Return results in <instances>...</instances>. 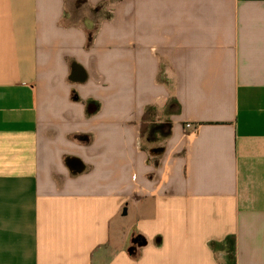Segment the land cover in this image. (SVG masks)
I'll list each match as a JSON object with an SVG mask.
<instances>
[{"label": "crops", "instance_id": "1", "mask_svg": "<svg viewBox=\"0 0 264 264\" xmlns=\"http://www.w3.org/2000/svg\"><path fill=\"white\" fill-rule=\"evenodd\" d=\"M229 238L264 264V0H0V264H229Z\"/></svg>", "mask_w": 264, "mask_h": 264}, {"label": "trees", "instance_id": "2", "mask_svg": "<svg viewBox=\"0 0 264 264\" xmlns=\"http://www.w3.org/2000/svg\"><path fill=\"white\" fill-rule=\"evenodd\" d=\"M93 37L90 35L89 37V44L92 43ZM152 111V108L148 109V113ZM153 131L154 135L155 134H160L162 139L168 138L171 135V131L165 130V125H159L157 127L151 128ZM156 137V136H155ZM154 152L158 155L163 152V149H155ZM226 252H227V257L229 264H237V254H236V244L235 240L233 238L227 239L226 242Z\"/></svg>", "mask_w": 264, "mask_h": 264}, {"label": "rangeland", "instance_id": "3", "mask_svg": "<svg viewBox=\"0 0 264 264\" xmlns=\"http://www.w3.org/2000/svg\"><path fill=\"white\" fill-rule=\"evenodd\" d=\"M76 1V7L79 9V8H82L84 6V4H86V0H75ZM108 5H105V6H100V8L96 11H93L92 13V16L94 15L95 19H99L103 13V11L105 10V8L107 7ZM99 11V12H97ZM87 11H85L84 13L81 11V12H76V16L77 18H81L83 16H85L87 13ZM99 13V14H98ZM167 118H164V121H166Z\"/></svg>", "mask_w": 264, "mask_h": 264}, {"label": "water", "instance_id": "4", "mask_svg": "<svg viewBox=\"0 0 264 264\" xmlns=\"http://www.w3.org/2000/svg\"><path fill=\"white\" fill-rule=\"evenodd\" d=\"M71 169L77 173H82L84 171V165L82 164V162L78 159H74L71 162L70 165Z\"/></svg>", "mask_w": 264, "mask_h": 264}, {"label": "built area", "instance_id": "5", "mask_svg": "<svg viewBox=\"0 0 264 264\" xmlns=\"http://www.w3.org/2000/svg\"><path fill=\"white\" fill-rule=\"evenodd\" d=\"M187 128L191 129V128H193V127H192V125H188Z\"/></svg>", "mask_w": 264, "mask_h": 264}]
</instances>
